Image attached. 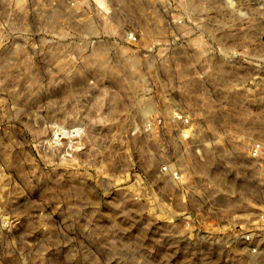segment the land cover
<instances>
[{
	"label": "rangeland",
	"instance_id": "obj_1",
	"mask_svg": "<svg viewBox=\"0 0 264 264\" xmlns=\"http://www.w3.org/2000/svg\"><path fill=\"white\" fill-rule=\"evenodd\" d=\"M165 1L153 13L150 0H128L130 15L114 0H0V264H264V28L254 1L240 29L226 25L243 46L210 45L214 9L187 2L174 43L144 47L154 37L143 35L122 46L127 26L145 34L184 15ZM197 35L208 45L192 46ZM172 104L192 108L201 144L187 190L163 184L152 136Z\"/></svg>",
	"mask_w": 264,
	"mask_h": 264
},
{
	"label": "built area",
	"instance_id": "obj_2",
	"mask_svg": "<svg viewBox=\"0 0 264 264\" xmlns=\"http://www.w3.org/2000/svg\"><path fill=\"white\" fill-rule=\"evenodd\" d=\"M118 6L120 12L125 11L130 15L136 14L134 9L132 10L131 5L127 2L128 0L120 1L114 0ZM179 1L181 6L183 3L187 2V6H194L196 8H204L201 10L214 9V16H210L208 18L207 28L213 30L210 33L213 37V42L209 43L215 47H233L238 45H245L241 42L235 40L238 35L230 34L226 31V25H229L232 30L240 29V23L244 24V17L248 12V8H250V3L247 0H176ZM256 8V13L258 16V21L260 27L264 28V0H253ZM210 2V3H209ZM150 9L151 11L158 12L156 6L154 7V0H150ZM166 5L169 7L173 5L174 0H166ZM208 3V4H207ZM135 6V5H134ZM140 7V6H139ZM183 7L184 15L176 17L171 24L169 21L167 24H159V23H148L144 29L146 33L141 32V29H135L133 27L127 26L129 30L124 31L123 38L121 39V45L125 46L129 45H138L141 43L143 35H148L150 37L147 42H144V47H156L160 45H169L175 42L177 39V34L175 30H186L185 26L182 24L186 20V15L189 13L188 7ZM245 7V11L242 9ZM145 12V9L142 7L139 8ZM239 9V11H238ZM132 10V11H131ZM139 10V11H140ZM242 10V11H241ZM125 19L129 21H133V17L124 15ZM164 19V18H163ZM171 20V19H170ZM210 20L217 22L220 25H212L209 26ZM241 21V22H239ZM228 23V24H227ZM206 25V24H205ZM196 28L201 29V26L195 24ZM249 27V26H248ZM204 26L202 25V29ZM170 31L169 35L172 37V41L169 39L159 38V32ZM246 35V33H245ZM191 45L194 47H200L208 45L205 39L201 37V35H197L196 40L193 39ZM227 76V75H225ZM233 76V74H231ZM229 77V75H228ZM147 89L145 90L150 96L154 93V85L152 83L147 82ZM184 90H186L184 88ZM230 93V91H228ZM152 97V96H151ZM190 99V98H189ZM191 100V99H190ZM192 108L189 106L182 105H173L170 106V112L167 114H163L160 116H156L153 119V131L152 136L153 140L157 144V150L161 153L162 166L160 168V172L163 176V184L165 186H174L181 187L183 190H187L188 186L193 187L190 179L192 177V171L197 172V169L200 168V165L203 163V157L201 152V144L198 143V138L196 135L197 124L195 122V115L191 112ZM135 121L132 122L133 126H137ZM138 134L137 128L134 130L132 135L136 137ZM200 147V148H199ZM263 144L262 142H256L251 150L250 154L253 158H259L262 155ZM199 158V160H198ZM196 164L194 165V163ZM195 166H198L195 168ZM192 169V170H191ZM8 222H5V227H9L7 225Z\"/></svg>",
	"mask_w": 264,
	"mask_h": 264
},
{
	"label": "bare ground",
	"instance_id": "obj_3",
	"mask_svg": "<svg viewBox=\"0 0 264 264\" xmlns=\"http://www.w3.org/2000/svg\"><path fill=\"white\" fill-rule=\"evenodd\" d=\"M122 1H124V0H122ZM205 2H206V0H205ZM134 58V57H133ZM135 60V59H134ZM83 125V124H82ZM74 127L76 128V126L74 125ZM85 127V126H84ZM73 129V132H76V130H77V128L76 129ZM60 128L59 127H57L56 128V132H55V135H56V137H58V138H60V136H61V134H65V132L64 133H62V132H60ZM81 131V130H80ZM78 132H79V128H78ZM69 133V132H68ZM67 135V134H66ZM87 135V134H86ZM70 139V138H69ZM207 174H208V172H207ZM104 178V177H103ZM102 183H103V185L106 187V188H110V182H109V180H107L106 178H104L103 180H102ZM87 188L90 190L91 188H92V186L91 185H88L87 186ZM116 202H126V200H124V198H123V196H122V194L121 193H117L116 194ZM249 246V245H248Z\"/></svg>",
	"mask_w": 264,
	"mask_h": 264
}]
</instances>
